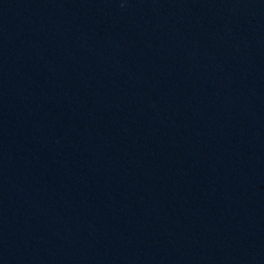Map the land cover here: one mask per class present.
<instances>
[{
  "label": "water",
  "instance_id": "95a60500",
  "mask_svg": "<svg viewBox=\"0 0 264 264\" xmlns=\"http://www.w3.org/2000/svg\"><path fill=\"white\" fill-rule=\"evenodd\" d=\"M0 264H264V0H0Z\"/></svg>",
  "mask_w": 264,
  "mask_h": 264
}]
</instances>
